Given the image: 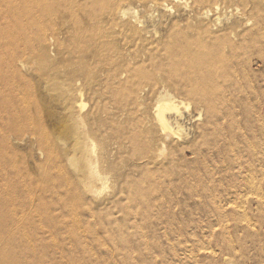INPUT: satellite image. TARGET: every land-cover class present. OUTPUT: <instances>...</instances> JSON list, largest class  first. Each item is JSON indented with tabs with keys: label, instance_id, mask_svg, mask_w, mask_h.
I'll use <instances>...</instances> for the list:
<instances>
[{
	"label": "rangeland",
	"instance_id": "374dc122",
	"mask_svg": "<svg viewBox=\"0 0 264 264\" xmlns=\"http://www.w3.org/2000/svg\"><path fill=\"white\" fill-rule=\"evenodd\" d=\"M44 1L49 5L46 9L30 0H0V76H3L0 77V264H264V176L250 184L242 183L244 173L239 177L233 170L239 160L221 154L215 156L216 149L212 151L210 143L223 137L217 135L220 132L213 134L219 138L210 133L194 147L201 151L199 157L187 153L172 166L174 174L162 177L163 181L159 179L158 183H163L159 188L164 185L157 193L159 196L136 198L135 192L145 188L143 191L150 192L157 187L152 189L143 184L138 190L125 182L130 156L119 149L122 128L128 125V118L120 110L122 91L117 86L105 87L98 72L90 80L76 77V70L70 64L75 60L70 51L77 43L72 34L75 35L78 24L104 25L112 20L116 23L117 11L124 9L133 12L138 21L152 30L150 26L158 18L164 17L166 23L182 20L192 10L196 14L201 5L195 0H186V6L170 3L171 11L166 12L156 7L154 0H104L103 8L95 7L90 12L82 11L84 0ZM150 3L155 4L154 8ZM233 4L238 5L234 1ZM113 7L117 8L115 12H107ZM226 15H219L222 23ZM155 29L160 31L157 26ZM124 36L116 37L114 43L119 45ZM83 56L87 58L88 53ZM253 70L256 73L250 81L254 82L256 91L249 90V100H240L236 110L242 113L245 108L248 118L251 117L253 122L249 125L254 126L255 144L259 145L255 152H259L264 141L260 135L264 127V101L258 99L264 67L258 64ZM74 104L84 107L78 109ZM188 111L190 116L194 115L193 105ZM77 112L83 117L82 125L79 121L74 124ZM246 117L239 114V125ZM75 125L85 130L89 140L101 147L102 152L109 149L105 159L110 174L108 188L101 195L86 192L68 163L69 157L74 156ZM227 133L226 129L221 131V135ZM257 155L253 154L258 159L244 153L242 159H254L256 167L262 163L264 171V158ZM223 157L228 160L224 158L225 162ZM164 179L174 186L170 187Z\"/></svg>",
	"mask_w": 264,
	"mask_h": 264
},
{
	"label": "bare ground",
	"instance_id": "6f19581e",
	"mask_svg": "<svg viewBox=\"0 0 264 264\" xmlns=\"http://www.w3.org/2000/svg\"><path fill=\"white\" fill-rule=\"evenodd\" d=\"M30 1L37 3L38 6L42 5L45 9L49 7L48 2L44 0ZM154 1L156 2V7H161V9L164 8L163 11H171V8H169L170 3H177L186 6L188 0ZM195 1L198 5L200 4L203 7L200 6L201 10L199 11L194 9L198 11L195 12L197 15L193 14V10H190V13L185 12L186 14L183 15V17H185L184 19L182 17V20H171L167 23L164 22V17V20L158 18L157 21H153V26H150V28L153 27V29L151 28L152 30H149L148 26L141 21H138L135 14L129 12L130 10L119 9L117 11L118 19L116 23L112 20L104 25L92 23L91 26H85L78 24L74 29L75 35L72 34L73 37H76L75 39L77 43L75 42V45H72L74 47V49H71L72 51L69 50L71 54L70 56L75 59L72 61L73 63L70 64L72 70H76L75 73L73 72L76 74V77H83L86 80H90L94 78V75L98 72L103 77L102 83L105 87L117 86L122 91V108L120 110L123 117L128 118L126 120L128 125L125 128H122V142H120L119 149L124 155L128 157L130 156V164L127 168L129 174H124L126 178L125 180L128 181L125 182L128 186L136 188H140L143 184H148L152 189L154 187H157L158 189L150 192L147 191L149 193L143 191L145 189L147 190V188L143 190L141 189L138 193L133 192L136 194L135 196H138L136 198H143L141 200L154 194L159 196V194H157L159 189L164 187L163 185V187L159 188V186L163 184H160L161 182L158 183V181H160L159 179L175 172L174 168L172 169V166L175 165L174 163L178 158H185L187 153L193 156V158L195 156L196 158L199 157V154L201 153H199L200 150H195V145L198 147L199 144H196L198 143V140L203 141L206 139V135H210V133L213 135L220 132V134L217 135L223 137V140H220V138L217 139V141H215L216 139L214 138L215 140L210 143L211 150L216 149L214 150L215 156L216 154H221L222 156L227 157L232 156L233 159H235L234 161L239 160L233 170L237 171L234 172L238 173L239 177L244 173V176H242L244 181L242 183L245 182L250 184L254 180H257L258 178L261 179L262 176H264L262 163L260 165L256 164V167L253 162L254 159L252 160L249 158V160L246 159V161H244L245 159H242L244 153L246 156L250 155L251 157L253 154H258L264 158V141L260 144L259 152H255L256 147L259 145L256 146L255 144L254 133L256 132L253 128L254 126L249 125V122L252 121V119L251 117V120L248 118L245 108L242 111L240 110L242 113L238 112L239 110H236L239 108L238 102L240 100L242 101L243 98H248V95H250L249 90L256 89L253 85L254 82L252 83L250 80L252 76L254 77V73L258 71L257 69L259 67L256 71L253 70V67L258 64H261L264 67V0ZM233 1L238 5L233 4ZM208 2H210V5L208 4L207 6L206 3ZM104 3V0H84V5L80 7L82 11L90 10V12H93V8L95 7L103 8L102 4L104 5ZM194 4L193 6L196 5ZM205 4L206 6H204ZM232 5H235V7L230 9ZM154 6L155 4L152 5L150 3V7L154 8ZM113 8H110L107 12L117 10V8ZM226 11L229 12V16L226 15ZM221 13H224L227 16L224 19L226 21H224V23L221 22L219 17ZM125 17H128L126 18L127 21L122 22L124 21L122 18ZM106 18H108V16ZM156 26L157 28H160V31L155 29ZM152 32H154V34L150 36ZM124 34L125 36L122 37V41H119L120 44H115V38ZM84 53H88L87 58H84ZM255 55L261 56L254 60L253 57ZM258 73L260 74V72ZM260 76L261 79L259 84L261 86V94L258 99L264 101V75L262 74ZM0 77L3 76L1 75ZM76 77L73 78L72 81H74V79L76 80ZM78 89H80V87H78ZM78 91L77 93H80V90ZM75 97H77V95ZM75 99L76 98H74V100ZM246 100H249V98ZM250 102L252 103V101ZM247 103H249V101ZM191 104L193 105L194 110L193 116H190L191 114L188 113L190 112L188 111V108L189 106H192ZM243 104L245 105V103ZM83 105L79 104L73 107L82 108ZM73 107L71 106V108ZM247 110H249L248 107ZM250 110L253 111L252 107ZM253 112L250 113L253 114ZM72 114L73 113H71V116ZM131 114H133L134 117ZM239 114L241 118L245 115L247 116L243 120L245 122H242V125H239L237 122ZM74 117H71V119ZM82 120L83 117L77 112L74 124H77L78 121V123L81 124L80 122ZM188 122L189 124H187ZM263 128L264 127L262 126L260 129L263 130L260 131L262 133L260 135H263L262 138L264 140ZM224 129L228 131L227 135H221V131ZM84 131H82L78 125H75V128L73 129L75 140L73 147L74 156L69 157L68 163L76 172L77 180L82 188L86 192L95 196V194L98 195V193L100 194L101 191L106 189L109 181L110 174L106 167L108 160L105 161L109 149L105 153L102 152V148L89 140L88 134L84 133ZM85 134H87V136ZM218 136L214 137L219 138ZM203 144L205 145L204 142ZM206 147L207 146H205V148ZM208 149L209 148H207V150ZM207 154L208 153L206 152V155ZM131 156L133 158H131ZM246 156H244V158ZM217 157L219 158V156ZM227 157H223V159H227ZM241 159L244 162L241 161ZM202 160L205 159L203 158ZM128 161H125V163ZM221 161L222 160H219V162ZM222 163L220 164L222 165ZM214 166H216V164ZM149 167H151L150 170ZM227 168H229L228 165ZM220 169L222 170V168ZM217 171L219 172V170ZM198 172L196 173L197 176ZM212 172L213 171L210 173L212 174ZM221 173L223 172L221 171ZM225 173L223 174L225 175ZM179 175L182 174L179 173ZM186 175L187 174H185V176ZM188 176V178L191 177V175ZM203 176L206 177V173ZM181 177L182 176H180V178ZM132 179H134L133 182L130 181ZM169 179L166 180L169 181ZM210 179H212V177L208 178L209 181ZM194 180H196L195 177ZM197 180H199V177ZM129 181L131 183H128ZM167 183H170V186L173 182L171 183L169 181ZM172 186L174 185L172 184ZM244 186L246 187V185ZM234 187H236V185ZM254 187H256V185ZM261 190H259V192H261ZM135 191L137 190L135 189ZM207 192L208 195H210V191ZM207 192L205 193L207 194ZM249 193L251 192L249 191ZM152 199L154 198L152 197ZM249 199L250 198H248V200ZM261 200H263L262 196ZM0 225H2V223ZM1 229H3V227Z\"/></svg>",
	"mask_w": 264,
	"mask_h": 264
}]
</instances>
